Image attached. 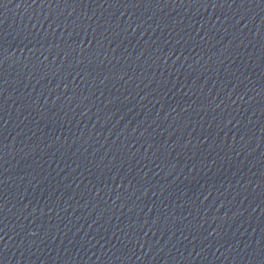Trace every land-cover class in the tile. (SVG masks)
Wrapping results in <instances>:
<instances>
[{
    "label": "water",
    "instance_id": "obj_1",
    "mask_svg": "<svg viewBox=\"0 0 264 264\" xmlns=\"http://www.w3.org/2000/svg\"><path fill=\"white\" fill-rule=\"evenodd\" d=\"M0 264H264V0H0Z\"/></svg>",
    "mask_w": 264,
    "mask_h": 264
}]
</instances>
